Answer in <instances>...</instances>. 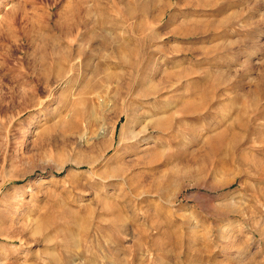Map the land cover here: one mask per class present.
<instances>
[{"label":"rangeland","instance_id":"374dc122","mask_svg":"<svg viewBox=\"0 0 264 264\" xmlns=\"http://www.w3.org/2000/svg\"><path fill=\"white\" fill-rule=\"evenodd\" d=\"M0 264H264V0H0Z\"/></svg>","mask_w":264,"mask_h":264},{"label":"bare ground","instance_id":"6f19581e","mask_svg":"<svg viewBox=\"0 0 264 264\" xmlns=\"http://www.w3.org/2000/svg\"><path fill=\"white\" fill-rule=\"evenodd\" d=\"M146 7H147V6H146ZM68 31H69V30H68ZM54 36H55V35H54ZM49 46H50V45H49ZM44 51H45V50H44ZM44 54H45V53H44ZM44 73H45V72H44ZM42 77H44V76H42ZM43 79H44V78H43ZM51 79H52V78H51ZM45 80H46V79H45ZM41 81H42V80H41ZM147 85H148V84H147ZM150 88H151V87H150ZM151 89H152V88H151ZM154 89H155V88H154ZM154 89H153V90H154ZM102 116H103V115H102ZM103 117H104V116H103ZM104 119H105V118H104ZM99 121H100V120H99ZM101 122L103 123V120H102ZM151 126H152V128H155V124H152ZM100 127H101V125H100ZM102 127H103V126H102ZM146 127H147V125H146ZM149 127H150V126H149ZM112 128H113V127H112ZM144 128H145V127H144ZM145 129H146V128H145ZM107 131H108V133L110 132V130H106V129L104 130V128H103L102 131H101V130H98V132L96 133V135H98V134L100 135V134H101V135L104 136V135H106ZM131 132H134V131L132 130ZM102 133H103V134H102ZM136 133H137V132H136ZM131 134H132V133H131ZM131 134H130V135H131ZM133 135H135V132L133 133ZM131 136H132V135H131ZM135 136H136V135H135ZM107 146H108V143H106V147H107Z\"/></svg>","mask_w":264,"mask_h":264}]
</instances>
